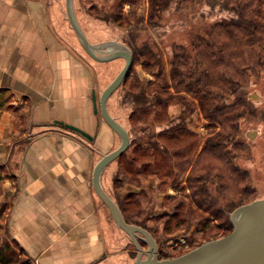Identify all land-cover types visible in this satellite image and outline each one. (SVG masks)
Listing matches in <instances>:
<instances>
[{
  "label": "crops",
  "instance_id": "1",
  "mask_svg": "<svg viewBox=\"0 0 264 264\" xmlns=\"http://www.w3.org/2000/svg\"><path fill=\"white\" fill-rule=\"evenodd\" d=\"M66 9L65 0H0V238L23 264H117L115 221L93 186L115 135L95 113L100 68L83 56ZM89 22L94 35L102 26Z\"/></svg>",
  "mask_w": 264,
  "mask_h": 264
},
{
  "label": "trees",
  "instance_id": "2",
  "mask_svg": "<svg viewBox=\"0 0 264 264\" xmlns=\"http://www.w3.org/2000/svg\"><path fill=\"white\" fill-rule=\"evenodd\" d=\"M172 1L149 0L147 19L138 13V0L119 1L113 18L107 12L95 16L132 32L144 23L157 29L156 18ZM176 1L179 8L192 9L205 3L210 14L219 8L233 15L213 23L205 34L194 35L190 47L177 45L170 71L156 43L138 46L124 41L132 48L134 62L142 60L143 68L153 75L146 82L134 77L128 86L135 104L129 120L134 127L142 125L143 133L150 130L147 140L131 142L134 156L128 164H137V170L132 169L146 178L156 176L161 187L170 182L171 188L179 193L184 191L181 182L186 179L188 195L180 193L179 200L170 194L166 196L170 209H174L168 215L175 219V224L171 219L165 221L166 232L171 225L175 229L181 226L190 229L195 224L196 232L207 234L211 225L221 222L219 225L225 227L227 235L233 230L230 213L255 200L248 174L235 161L236 152L243 147L237 138L247 104L244 98L232 101V96L246 85L249 77L264 74V0ZM126 5L130 8L127 13ZM196 104L211 130L201 149L198 133L192 132L183 118L186 111L194 112ZM175 106L181 108V113L180 121L173 124L175 118L170 108ZM126 153L119 158L122 165H127ZM138 154L146 160L139 163ZM117 199L129 223L149 230L143 223L131 220L123 198ZM15 256L8 243L1 240L0 259L11 264L16 261Z\"/></svg>",
  "mask_w": 264,
  "mask_h": 264
},
{
  "label": "rangeland",
  "instance_id": "3",
  "mask_svg": "<svg viewBox=\"0 0 264 264\" xmlns=\"http://www.w3.org/2000/svg\"><path fill=\"white\" fill-rule=\"evenodd\" d=\"M119 1L121 0H74L75 15L82 29L84 26L85 30H83L85 34L93 40L99 39L98 41H100V39L105 40L106 38H112L114 41L120 43H124L125 41L129 45V42L138 46L150 42L156 43L168 71L171 70L170 63L174 58L177 45L190 47L194 35L205 34L207 28L213 23L233 15L230 11L219 10V8L215 9V14H210V9L205 3L192 9L179 8L177 1L173 0L170 7L162 11L159 17L156 18L159 23L157 29L152 28L148 23H144L132 32L130 28H121L113 22H106L95 16L98 12L101 15L107 12V14H110L112 16L111 18H113L115 7ZM138 1V13L139 15L145 16L147 19L149 14V0ZM129 9V6L126 5L124 10L125 13H127ZM104 15H106V13ZM66 18L67 24L72 27L68 19L67 9ZM89 19L92 20L95 25L98 24L102 26V29L100 27L96 28L98 32L94 35H92L93 28L91 22L87 23ZM106 25H108V27H106ZM72 33L76 34L73 27ZM124 44L129 46L126 43ZM81 51L89 62L94 61L93 63L97 64L100 68L99 90L101 92L120 73L126 62L123 58L110 62H98L85 50L82 49ZM141 61L142 60L134 62L130 78L115 91L109 100L110 114L113 117L115 116L114 118L128 130L131 142L140 138L147 140V137L149 138L148 134H150V130L143 133L140 131L142 125L137 124L139 127H134L133 122L129 120V115L135 108L133 98L128 88L130 81L137 76H139L143 82L153 79V75L143 68ZM248 79L246 85L239 88L232 96V101L244 98L247 104V111L241 118L240 132L237 138V142L241 143L243 147L241 149L242 151L236 152L237 157L235 161L237 165L248 174L249 186L255 191L253 197L256 200L264 198V74L259 78L252 76ZM252 96H255V99H252ZM170 110L175 118L173 124H176L178 120L180 121L178 116L181 113V108L175 106L171 107ZM111 111H113L114 115ZM183 118L184 122L188 124L189 129H191L192 132L198 133L201 149L203 142L211 132L206 126L207 121L204 118L203 112L196 104L194 112L190 114L189 111H186ZM112 131L115 135V144L111 150H114L121 144V138L113 129ZM129 148L125 156L127 165L124 163L122 165L119 161V157L110 163L104 170L102 174L104 176V184H106L104 188L116 203L118 202L117 197L120 196L123 198L131 220L143 223L149 228L157 242L158 256L160 259L180 256L202 243L225 236V227H220L219 225L221 222H215L211 225V230L209 232L207 230V234L196 232L195 224H193L190 229L183 226L175 229V225L169 224L172 228H169L170 230L166 232V230H164L165 221L171 219V223L175 224L174 217L168 215V211L172 212L174 209H170L169 205L171 204L166 201V196L170 194L177 197L176 200H179L181 192L179 193L176 189L171 188L170 182L167 186L164 185L165 187H161L159 179L154 175H150L146 178L143 174H138L136 172V167H138L137 164H128L129 158L134 156V148H132V146ZM143 157L144 156H141V158H139L138 154L137 160H139V163L146 160V158ZM181 187H184V191L181 194L188 195L189 190L187 189L185 178L181 182ZM100 203L109 211L108 207L101 199ZM193 223H196V221ZM115 225L116 238L118 239V245L115 250V263L130 264L137 259L140 252L143 253V258H145V253L149 249V244L145 240L139 239L138 246L140 248H138L132 238L125 231L120 229L116 223ZM3 237L4 239L0 238L3 240V243H8L12 253L16 254L15 257L18 259L16 264H23L22 258L19 256V250H17L14 245H11L10 241L7 240L5 236Z\"/></svg>",
  "mask_w": 264,
  "mask_h": 264
},
{
  "label": "water",
  "instance_id": "4",
  "mask_svg": "<svg viewBox=\"0 0 264 264\" xmlns=\"http://www.w3.org/2000/svg\"><path fill=\"white\" fill-rule=\"evenodd\" d=\"M67 15L83 49L98 62H110L119 58L125 59V65L113 81L102 91L98 98L93 90L92 100L96 114L119 135L121 144L113 151L104 154L93 171V186L103 203L108 207L117 226L125 231L138 248V240L149 244L145 253H139L137 259L130 264H264V198L237 207L230 215L233 230L217 239L209 240L191 251L174 258L160 259L158 245L152 233L146 228L129 223L116 201L106 192L102 184V174L107 166L122 156L131 145L128 130L109 112L108 101L115 91L125 82L133 68L132 49L118 41L103 44H92L81 28L74 11V0H66ZM255 99V96H252ZM57 124L78 132L89 140L94 137L82 129L58 121Z\"/></svg>",
  "mask_w": 264,
  "mask_h": 264
}]
</instances>
